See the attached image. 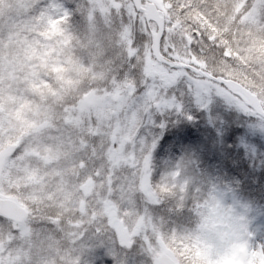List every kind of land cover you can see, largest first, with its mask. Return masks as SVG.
I'll use <instances>...</instances> for the list:
<instances>
[{
    "label": "snow or ice",
    "instance_id": "snow-or-ice-1",
    "mask_svg": "<svg viewBox=\"0 0 264 264\" xmlns=\"http://www.w3.org/2000/svg\"><path fill=\"white\" fill-rule=\"evenodd\" d=\"M101 7L108 31L119 33L120 55L105 82L53 102L51 119L35 122L19 140L6 135V118L0 112V264H40L43 240L56 233L68 237L74 253L66 264H85L83 257L94 250L108 257L94 264H161L157 236L165 229L192 246L185 230L154 214L165 201H175V213L189 202L188 182L181 181L179 170L157 179L153 153L166 144H180L186 158L194 148L222 159L242 184L258 179L264 189V176L257 178L255 167L261 161L264 172V101L258 104L250 93L242 94L222 74H208L210 61L233 63V58L215 28L187 19L194 12L211 11L205 0H73L67 6L59 0H35L30 17L45 26L61 18L92 24ZM245 16L264 29V0H245L236 19ZM244 23L249 26L248 20ZM197 116L205 128L197 143L184 147L193 137L184 121ZM216 116L226 121L223 137L206 126ZM194 127L200 131L201 125ZM238 137L247 148L240 147ZM60 152L70 156L53 159ZM48 177L61 191L67 178L68 189L75 193L68 213L40 203L37 193ZM237 194L217 181L198 187L191 198L190 211L199 224L195 246L208 252V264H227L224 249L233 246L237 232L235 239L244 249L242 264H264V243H254L230 206ZM6 196L27 201L28 211H10L16 201ZM109 204L123 226L106 211ZM123 227L127 234H118Z\"/></svg>",
    "mask_w": 264,
    "mask_h": 264
},
{
    "label": "rangeland",
    "instance_id": "rangeland-1",
    "mask_svg": "<svg viewBox=\"0 0 264 264\" xmlns=\"http://www.w3.org/2000/svg\"><path fill=\"white\" fill-rule=\"evenodd\" d=\"M218 1L226 7L223 12L220 11L223 19L226 18L228 11H232L231 13L234 15L240 9V5L244 7L245 3V0ZM59 2L64 4L61 0ZM32 3H35V0H0V33H3V38L0 39V112L6 118V135L15 140L26 136L35 127V122L44 121L47 123L51 119L53 102L78 96L83 89L90 85H102L108 78L115 59L120 55L118 50L119 33L115 30L108 31L102 7L95 17L94 23L89 24L84 20L76 23L77 26L72 30L75 36V40H73L69 35L71 30L64 21V23H58V26L53 25L52 22L45 26L38 20L33 21L30 17ZM187 19L189 22H195L191 17ZM245 20H248L249 27L257 28L255 21L250 20L247 16L242 18L243 23ZM202 24L214 28L209 21L202 22ZM60 28L61 32L58 30ZM106 51L109 55L114 54L110 58L113 61H107L105 65H108L103 66ZM219 62L222 63L224 60L219 59ZM211 69L216 73L215 70H218V67ZM242 77L246 80L250 90L256 93L260 102L264 101V83L253 75H243ZM169 119L176 121L175 116ZM190 146L191 143L184 144V147ZM181 153L183 154L178 158L177 156ZM193 153L196 152L191 151L186 158V153L180 144H175L172 147L166 144L164 148L153 153V165L157 172V179L161 174L179 170L181 181L188 182L189 194V202L182 212H173L175 201L168 200L161 207H159L160 205L156 206L154 214L159 212L157 214L159 217L167 218L170 226L185 230L192 237L191 243H196L199 237V224L190 211L191 198L196 194V189L199 187L197 184L202 185L207 181L208 184L205 182V185L209 186L212 183L204 170L191 164L192 162L196 165L200 164L204 153H198L199 155L194 159L192 158ZM69 156L68 152H60L53 159L59 160ZM63 183L64 189L58 190L54 179L48 177L47 182L42 184L37 193L41 198L40 203L45 207L51 203L58 208H63L64 212L68 213V205L73 200L75 193L68 189L67 178H64ZM56 197L60 198L59 201L56 200ZM6 198L16 200L17 196H6ZM17 202L27 209L19 201ZM106 211L111 213L112 220H117L121 226L124 225V220L116 217L117 209L114 205H107ZM190 215L193 218L192 228L185 224ZM173 219L180 224H177ZM256 222L258 233L262 234L263 230L260 228L264 227V219H258ZM254 233L256 234L255 231ZM118 234L126 235L127 228L118 229ZM236 237H239L238 233L234 234L233 246L224 249L222 259L226 260L227 264L242 263L244 249L239 247ZM67 239L68 237L61 233H56L51 238H45L42 244L44 256L41 258L40 264H66L72 260L74 253L71 251L70 244L66 243ZM157 240L162 248V252L158 253V259L161 254L166 253L177 264L179 263L176 260L182 264L183 254L178 255L172 248V245L179 241L170 237L167 234V229L163 235L157 236ZM197 249L206 252L203 248ZM94 255H98L97 259L93 258ZM107 258L101 257L99 250H94L85 254L83 260L85 264H94L95 260ZM132 259L138 261L141 257L134 256Z\"/></svg>",
    "mask_w": 264,
    "mask_h": 264
},
{
    "label": "trees",
    "instance_id": "trees-1",
    "mask_svg": "<svg viewBox=\"0 0 264 264\" xmlns=\"http://www.w3.org/2000/svg\"><path fill=\"white\" fill-rule=\"evenodd\" d=\"M61 1L65 4V6L73 3L72 0H61ZM205 3L211 9V11L207 15L201 14L199 12H194L189 17H191V19H194L195 22L197 21L198 23H202V22L204 23L205 21H209L210 23H212L214 28L216 29L217 34L221 37L222 46L229 50L233 58V63H226L225 61L220 63L218 60L213 65L212 62L210 61L208 64V69H209L208 74L211 75L212 73H214L211 71L213 70L211 68L218 67V70H215L216 73L222 74L226 79H230L240 83L252 94H254L255 92L253 93L250 90V88L247 86L248 84L245 82L246 80L242 76L253 75L259 78L264 83V29L258 27L252 28L249 26H245V24L242 21L243 17L239 21H237L236 19L237 15L241 13L244 8L241 5H240V9L236 13H234V15L231 13L232 11L231 12L228 11L226 18L223 19L220 14L221 12L224 11L226 7H224V5L221 2H219L218 0H205ZM63 21L66 24H68L71 30L69 35L71 38H73V40H75V36L72 30L77 26L76 23L79 21H76L75 23H69L67 22L68 21L67 18H61L57 21H53L52 24L58 26L59 25L58 23ZM195 22H191V23H195ZM63 23L61 24L64 25ZM58 30L60 32L62 31L61 28ZM104 55H105V62L102 64L103 66H107L108 64L105 65L106 62L113 61L110 58L114 54L109 55L106 51ZM241 80H243L244 83L243 81L241 82ZM184 123L188 128L191 129L193 133L192 140L190 142H185V143H191V145L197 143V137L204 130L205 125L201 123L200 118L198 116L194 117L192 121L185 120ZM225 123L226 121L224 120L223 117L216 116L214 118H209L206 126L207 128L214 129L217 137H223L226 134L222 130L223 125ZM195 124L201 125L200 131H198L194 127ZM238 127H240V125ZM238 141L241 148L248 147L243 137H238ZM229 147H231L230 141H229ZM192 151L196 152L193 153L192 156L193 159L197 155H199L198 153H204L202 150L197 151L194 148ZM182 154L183 153L179 154L177 157L179 158ZM253 156H255L254 148H253ZM244 159L247 163V167L249 169H252L254 167L253 162L248 159L247 155L244 157ZM191 164L192 166L204 170L205 173L210 177L211 183L221 181L225 186L229 188L230 191H234L235 193H238L237 195L233 196V202L230 206L234 207V209L237 211V215L244 220L247 230L249 232L250 231L252 232L250 233L252 235V239L254 243L255 244L263 243L264 227L260 228V230H263L262 234H260L258 233V226L256 225L257 224L256 220L264 219V189H261V187L259 186L258 179H254L251 180L249 183L242 184L240 178L236 175L234 171H232V166H229L227 162L223 161L222 159H217L213 157L211 154H207V153H204V156H202V162L200 164L196 165V163L194 162H192ZM260 164L261 161L256 160L255 167H256L257 178L264 176V172H262L259 167ZM205 182L207 183V181ZM205 182L202 185L200 184L197 185L201 188L205 187L206 186ZM16 200L20 202L18 196ZM20 203L28 209L27 201ZM159 207H161V205ZM192 219L193 218L190 215L189 220L187 221V223H185L190 228H192L191 227ZM174 221L177 224H180L178 221L176 220ZM254 231L256 232V234L254 233ZM191 244L192 246H186L178 242L172 245L173 246L172 248L175 250V252L178 255L183 254L182 255L183 259H181L182 264H208L210 260V257L208 256V252H203L202 250L197 249V248H202L195 246L197 242ZM94 257H96L97 259L98 255H94L93 258ZM176 261L179 264H181L179 260Z\"/></svg>",
    "mask_w": 264,
    "mask_h": 264
},
{
    "label": "water",
    "instance_id": "water-1",
    "mask_svg": "<svg viewBox=\"0 0 264 264\" xmlns=\"http://www.w3.org/2000/svg\"><path fill=\"white\" fill-rule=\"evenodd\" d=\"M227 80V79H226ZM229 82L230 85H232L236 90H239L241 91L242 94H245V93H250L251 96L253 97L254 100L257 101V103L259 104V99L253 95L250 91H248L246 88H244L242 85H240L239 83L233 81V80H227ZM9 200H13V199H9ZM15 201V200H13ZM10 211L14 212V213H20V212H27L24 208H22L17 202L15 204V206L10 209ZM161 261V264H164L165 261H168V262H173V264H176L167 254H163L161 255L160 259Z\"/></svg>",
    "mask_w": 264,
    "mask_h": 264
}]
</instances>
